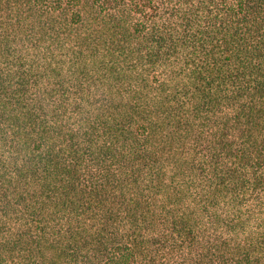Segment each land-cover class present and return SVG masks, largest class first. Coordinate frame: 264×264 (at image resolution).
Wrapping results in <instances>:
<instances>
[{"label":"trees","instance_id":"obj_1","mask_svg":"<svg viewBox=\"0 0 264 264\" xmlns=\"http://www.w3.org/2000/svg\"><path fill=\"white\" fill-rule=\"evenodd\" d=\"M0 264H264V0H0Z\"/></svg>","mask_w":264,"mask_h":264}]
</instances>
